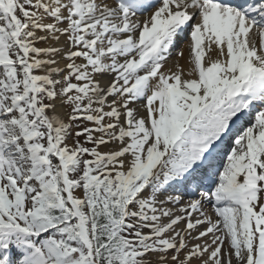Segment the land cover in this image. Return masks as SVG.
<instances>
[{"label": "snow or ice", "instance_id": "obj_1", "mask_svg": "<svg viewBox=\"0 0 264 264\" xmlns=\"http://www.w3.org/2000/svg\"><path fill=\"white\" fill-rule=\"evenodd\" d=\"M0 264H264V0H0Z\"/></svg>", "mask_w": 264, "mask_h": 264}]
</instances>
